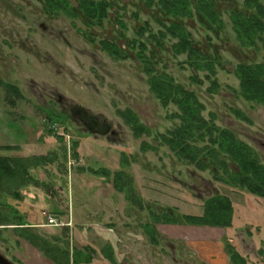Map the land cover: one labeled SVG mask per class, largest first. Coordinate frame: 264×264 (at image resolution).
Returning a JSON list of instances; mask_svg holds the SVG:
<instances>
[{"label": "rangeland", "instance_id": "obj_1", "mask_svg": "<svg viewBox=\"0 0 264 264\" xmlns=\"http://www.w3.org/2000/svg\"><path fill=\"white\" fill-rule=\"evenodd\" d=\"M118 1L113 18L92 26L83 16L48 13L43 0H0V146H11L0 149V155L58 153L54 163L27 167L35 179L21 185L16 197L9 186L14 183L3 182L0 255L15 264H56L20 236L17 227H27L52 246L68 249L72 257L77 250L92 257L79 264H111L105 247L118 264H236L227 245L248 264H264V196L218 180L212 169L200 170L162 144L159 134L181 122L173 116L177 107L160 104L150 91L140 48L125 42L136 38L145 22L155 32L162 28L143 0ZM245 1L219 0L224 20L219 36L197 18L187 20L196 42L209 51L217 49L223 58L217 92H208V80H191L194 72L186 54L161 50L157 67L195 91L205 104V117L214 114L217 125L234 131L264 164V103L240 95L235 73L239 63H264V41L244 47L234 30L231 10L243 9ZM114 12L127 25L122 31L126 40H120L127 51L122 59L112 58L101 45L119 33ZM199 74L204 78L205 73ZM75 106L106 120L115 134H91L71 115ZM127 108L151 128L150 135H134L117 112ZM122 169L123 183L135 190L130 195L113 183L114 173ZM215 194L233 202L231 227L184 221L185 214H203L205 201ZM169 215L177 222L163 220ZM49 216L63 224L49 225ZM146 222L155 226L157 244L146 233Z\"/></svg>", "mask_w": 264, "mask_h": 264}, {"label": "trees", "instance_id": "obj_2", "mask_svg": "<svg viewBox=\"0 0 264 264\" xmlns=\"http://www.w3.org/2000/svg\"><path fill=\"white\" fill-rule=\"evenodd\" d=\"M143 1L147 8L154 11L156 21L162 29L155 32L151 24L145 22L137 29L136 38L126 40V34L122 31L127 28V25L121 18H116L119 12H114V20L118 25L119 33L115 37L102 40V48L112 58L122 59L127 57V51L120 41L122 38L129 45L139 47L138 56L148 76L150 91L163 107L171 105L177 107V112L173 116L180 118L181 122L167 132L159 134L162 144L168 145L180 160L203 171L212 169L218 180L232 185L246 186L251 192L264 196V164L252 147L239 139L231 129L217 125L214 114H211V119H207L204 115L205 104L197 93L178 82L170 73L161 72L157 67L161 50H168L176 56L186 54V63L194 72L191 80L198 84L204 83L205 80L210 81L209 93L219 90L217 68L222 66L223 58L217 49L209 51L197 43L193 33L188 29L187 22V20L197 18L209 31L219 36L224 28L222 12L218 5L219 0ZM43 3L45 10L50 14L59 15L64 12L72 18L83 16L88 19L85 23L92 26H103L105 20L113 18L111 12L120 8L118 0H78L77 5H73L71 0H43ZM244 6L243 9L231 10L234 30L242 46L256 47L259 41H264V5L259 0H246ZM135 16L138 17V14ZM146 32L149 34L145 38ZM167 39L172 40L169 45L166 43ZM201 72L205 73L204 78L200 77ZM235 73L240 80V95L246 100L264 103V63H239ZM7 86L16 90L15 85L8 83ZM117 112L136 137L151 134V128L144 124L133 110L127 108L117 110ZM236 113L242 114L239 110H236ZM10 148L9 145L0 146V149ZM57 158V152L34 157L0 155V191L3 188V182L11 180V183H14V185L9 184L11 195L16 197L19 195L17 191L21 185L33 182L35 179L27 170L29 165L54 163L58 160ZM233 165L237 166V169H234ZM105 172L110 175L109 171L105 170ZM125 173L123 169L115 172L113 183L118 190L128 191L130 195L135 190L132 185L128 186L123 183ZM135 200L137 199L134 198V202ZM234 211V205L229 196L215 194L205 201L203 214H185L183 218L191 225L228 228L233 224ZM153 215L157 217L155 213ZM164 218L163 220L168 222H177L170 215ZM0 224H3L2 221ZM143 227L152 243L157 244L159 238L155 226L146 222ZM17 228L20 236L38 246L56 264H79L81 260L89 263L92 260V257L82 250H77L72 257L68 249L52 246L39 234L26 229L27 227ZM102 251L111 264H118L113 251L107 250L106 247ZM227 251L234 263L248 264L246 258L232 246L227 245Z\"/></svg>", "mask_w": 264, "mask_h": 264}, {"label": "water", "instance_id": "obj_3", "mask_svg": "<svg viewBox=\"0 0 264 264\" xmlns=\"http://www.w3.org/2000/svg\"><path fill=\"white\" fill-rule=\"evenodd\" d=\"M71 115L80 121L86 129L93 135H108L109 133L115 134L112 126L106 120L91 114L83 106H75L71 109ZM0 264H15L8 260L5 256L0 255Z\"/></svg>", "mask_w": 264, "mask_h": 264}, {"label": "built area", "instance_id": "obj_4", "mask_svg": "<svg viewBox=\"0 0 264 264\" xmlns=\"http://www.w3.org/2000/svg\"><path fill=\"white\" fill-rule=\"evenodd\" d=\"M49 225H61L63 224L62 222L60 223L59 221H57V219L53 216H49Z\"/></svg>", "mask_w": 264, "mask_h": 264}]
</instances>
